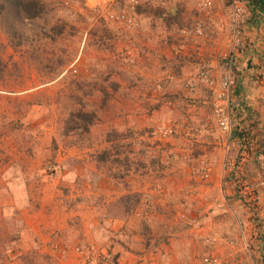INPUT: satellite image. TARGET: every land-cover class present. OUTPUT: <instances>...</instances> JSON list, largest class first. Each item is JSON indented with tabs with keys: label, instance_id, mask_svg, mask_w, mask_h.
Returning a JSON list of instances; mask_svg holds the SVG:
<instances>
[{
	"label": "rangeland",
	"instance_id": "rangeland-1",
	"mask_svg": "<svg viewBox=\"0 0 264 264\" xmlns=\"http://www.w3.org/2000/svg\"><path fill=\"white\" fill-rule=\"evenodd\" d=\"M43 2L47 3L45 17L15 24V36L9 37L0 26V60L5 63L0 79V264H69L65 262L71 251L60 258L62 252L55 251L53 246L75 245L56 241L54 237L60 235L51 231L50 224L45 225L51 221L50 216L64 207L62 212H73L70 227L78 229L77 211L83 213L105 204L110 199L107 191L120 194L132 179L136 186L137 177L149 178L160 164L164 166L160 171L165 174H179L176 186L183 199L175 205L168 201L170 191L164 186L171 176L167 174V178H161L165 182L152 188L150 207L143 204L132 216L134 228L138 225L141 234H134L130 227L112 229L106 221L103 227L96 222L95 234L100 233L101 238L96 244H83L84 248L105 254L107 243L112 245L121 239L131 251L141 247L153 252L160 246L169 252L171 231L175 238L184 239L175 248L183 253L176 258V264H191L184 255L189 250L194 263L198 260L197 264H202L205 257H216L228 264L209 251L216 240L227 238L218 230L203 238L202 244L208 245V249L203 248L196 255L199 247H193L202 226L208 221L225 220L233 234L236 232L241 239L250 238L252 242L247 244L251 249L261 247L264 252V186L260 184L264 180V163H258L255 152L249 154L232 137L236 128L249 124L245 112L237 117L230 106V130L226 132L220 129L214 113L218 107L225 108L218 97L220 80L231 72L235 79L231 101L242 84L239 95L254 98L258 109L259 126L252 134L264 138L260 115L264 110V37L253 32L257 24L252 22L255 20L250 13L240 24L241 43L230 70L225 59L232 45L230 0H217L208 10L199 7V0H137L134 8L129 0ZM139 5L141 14L137 12ZM123 9L135 17L137 29L111 20V14ZM157 9L172 19H156ZM197 28L202 31L199 36ZM169 36L175 39L170 41ZM115 66L118 71L112 75L120 84L116 89L108 81ZM201 72L207 74L211 85L198 80ZM191 79L192 86H188L186 82ZM110 95H115L116 102L117 98L119 103L129 102L121 104L126 110H120L119 103L113 100V111L105 106L102 100ZM135 103L140 109L133 106ZM127 108L134 109L130 114L137 113L138 131L130 138L125 135L124 143L119 142V148H115L120 163L100 162L98 156L102 154L113 158L112 147L117 143L108 139L117 140L129 134L125 131L129 126ZM80 112L92 115L87 131L86 124L77 116ZM140 129L144 131L140 133ZM126 152L132 154L130 163ZM161 158L162 163L153 161ZM90 171L99 173L94 181L80 178ZM115 176L128 180L124 184ZM76 180V190L71 192L67 187L69 193H75L70 195L65 186ZM205 188L213 194L206 193ZM226 188H230L229 195ZM94 189L100 190L95 196ZM131 193L139 195V207V192ZM142 209H146V218L140 217ZM36 211L42 215L38 221L44 218L40 228L45 230L43 235L48 242H38L26 227V222L32 220L29 216ZM102 214L106 219H115L120 212L116 209ZM161 220L165 227L159 225ZM161 233L165 241L157 238ZM144 236L149 238L146 246ZM144 254L148 257L146 250ZM72 258L78 264L75 254ZM110 260L108 257L105 262H95L116 263L115 257Z\"/></svg>",
	"mask_w": 264,
	"mask_h": 264
},
{
	"label": "crops",
	"instance_id": "crops-1",
	"mask_svg": "<svg viewBox=\"0 0 264 264\" xmlns=\"http://www.w3.org/2000/svg\"><path fill=\"white\" fill-rule=\"evenodd\" d=\"M215 1H217V0H215ZM140 5L137 8V12L139 14L142 13V11H141L142 6H140ZM157 18L160 19V21H163L161 16L156 15V19ZM255 18L260 20V21H257L256 19H255V21H252V22L257 24L256 25L253 23L254 26L256 25V28H254L253 32L255 34L260 32V36L264 37V13L260 16H256ZM164 24L167 25L166 23H164ZM167 35H171V33H167ZM171 36H169L170 41L173 40L171 38H174ZM262 40L264 41V38H262ZM117 71H118V68L115 66L112 68L111 74H110V72H108L110 74V77H108V81H109V83H112V86L114 89L119 88V85H120L117 83L116 78H114V76H113L114 74H117ZM112 73H113V75H112ZM95 75H97V74H95ZM219 80H220V78H219ZM123 95H125L126 97L130 96L129 94L124 93V92H123ZM110 96L111 97H109V96L105 97V99H103L102 101H104L105 106H108L109 109H112V111H113L114 107L110 104L111 103L110 101L113 100L114 102H116L115 98H114L115 95H110ZM145 98L149 100L148 94H146ZM117 99H118V101L116 103H119V98H117ZM239 102H245L247 105L252 106L254 108V110H256V112L258 111V109L255 108L256 101L254 100V98H253V100H250L249 97H246V96L241 97L240 95L238 97H235V100L232 99L231 110ZM121 104L129 105V102H127L126 100H123L118 104V106L120 107V110H126V109L121 108ZM133 106L138 107L137 103L133 104ZM148 108H150V107H148ZM138 109H140V108L138 107ZM127 111L128 112L125 115V117H127V120H129L128 121L129 126L126 128L125 131L129 134H123L117 140L116 139H113V140L108 139L109 142L114 143V141H116L115 143H117V144H115L112 147V148H114L111 151V156L113 158H110L109 155H107V159L105 161H108V162H110V161L116 162L117 161L118 163H120V161H122V160L120 158H118L117 156H115L116 151H117V150H115V148H119L120 143H124L123 139H125L127 135H128L127 137L130 138L131 134L135 135V131H138V129H137L138 128V122L136 120V118H137L136 114L137 113L134 115L130 114V113L135 112L134 109H132V110L128 109ZM260 115H261V120L264 121V110ZM130 117H133V119H130ZM143 131L144 130H141V129L139 130L140 133H142ZM132 141H133V139H132ZM130 142H131V140H130ZM127 143H129V142H127ZM126 155H127V163L132 162L130 160L132 154L126 152ZM99 156H98V159H99ZM99 160H100V162H103V160H101V159H99ZM153 161L154 162L160 161L162 163V158L157 159V160H153ZM162 167H164L162 164L159 165L158 170L156 167H154V170H153V172L150 173L149 178L144 179V178H140V176L137 177L138 179L135 180L136 186H133L134 180L132 179L131 182H129V185L122 188L123 191L120 193L121 195L131 193L133 190H137V192H139V194H140L142 204L139 207L135 208L134 213L132 215H129L127 217H122V218L119 216L117 217V215H116V216H114L115 219H112V218L106 219L107 216L105 214H102V213L104 211H107V212L111 211V209L115 211L116 209H113V207L111 208V204L116 202L119 198V195H120L114 191H111V192L107 191L110 199H108L105 204L103 203V204H101V206L96 205L97 206L96 208L91 207V209H88V210L84 211L83 213H81L80 211L76 212L77 215H79V217L77 218V222L79 224L78 229L77 228L73 229L70 227L72 220L71 219L69 220V217L71 215H73V212H68V213L62 212L64 209H66L64 207L61 208L63 210H60L59 212H55L54 215L50 216L51 221L50 220L47 221L45 223V225L49 226V224H50L51 231L57 232V234L60 235V236H58V238L56 236L54 237L56 239V241H63L64 240L66 242L69 241L68 243H71L73 245H77L76 243H78L79 245H82V246H83V244L84 245L85 244H87V245L96 244V241L100 240V238H101L100 233L95 234L96 222H98L97 226L103 227L102 225L106 221V224H109V225L112 224V226H113L112 229H115L114 227H119V230L120 229L122 230L124 228L130 227V228L134 229V232H135L134 234L138 235V232L141 234V230L138 229L139 228L138 225H137L138 228L137 227L134 228L135 218L132 216H134L136 214L135 212L137 209H139L142 206L144 207L143 204L147 203L146 204L147 208L150 207L149 206L150 205L149 200L151 197L150 195L153 192L152 188L157 189V187H156L157 183L165 182V181H161V178H164V179L167 178V174L171 176L170 181H168L167 185L164 186L165 189L167 188L166 191H170V193L167 192V195H169L167 197H169L168 201L171 204L175 205L179 200H182L184 197V196L180 195V189H178L176 186V183H178L176 181H177V178L179 179V174H177L176 171H173V172L170 171V172H167V174H165L163 171H160V169ZM215 172H216L215 174H217V178H218L219 174H220V167H217V169H215ZM70 173L75 174L74 172H70ZM82 175L83 176H80V178H83V179L89 180V181H91V180L94 181L95 177L99 176V173H93V171L92 172L90 171V173L86 174V172H85ZM85 177H89V179L85 178ZM115 177L118 178V180L124 184L128 180V179H125V180L122 179L121 176H120V178L118 176H115ZM125 177H128V176H125ZM141 177H147V176H141ZM215 179H216V177L213 178V181ZM76 182H77V180L75 182L73 181V183H70V184L68 183V186H65V189L67 190L69 188V190L71 192H72V190H76V189H74V183L76 184ZM92 184H93V182H92ZM225 184H230V183H225ZM191 185H193V184L191 183ZM184 188H187V187H184ZM205 189H206V193L213 194V192L210 189H208V188H205ZM229 189L230 188L225 189V192L227 195L230 194V192H228ZM86 190L89 191V193H91V194L93 193L90 191V189H86ZM96 190L94 189V194H93L94 196L97 194V192L100 191V190H97V191ZM68 193H69V191H68ZM76 194L78 195V193H76ZM82 194H83L82 197H84L86 193L83 192ZM70 195H75V193L74 194L71 193ZM79 209L83 210L84 208L82 206H79ZM145 210L146 209H142L140 217L146 218V211ZM98 216H100V217L98 218ZM29 217H30L29 219L32 218V220H29L26 222V227L28 228V230L33 233L34 237L37 239L38 242L40 239L42 242L43 241L48 242L49 241L48 237L46 238L43 235L44 234L43 232L45 230L40 228V225H41L40 223L43 222L44 218H42L41 221H38V217L39 218L42 217L41 213L36 211V214L33 213ZM101 217H104V218H101ZM140 217L138 216V218H140ZM97 219H99V220L101 219V221H99ZM138 220H139V222L141 221L140 219H138ZM213 220H214V218H213ZM163 221L164 220L159 221V223H160L159 225L162 227L164 226L163 223H165ZM208 222L209 223L205 227L204 226L201 227L203 230L200 229V232L204 233L203 236H200L201 233L198 232L196 237H194L196 239H195V242H193V245H194L193 247L198 245L199 250H200V251L198 250L197 252H195V254L197 253L196 255H199V252H202L203 248L208 249L207 247H209L208 245H207V247L203 246V244H202L203 238H208L212 232L218 230V231L222 232V235H226L227 238L224 237L223 240L222 239L216 240L217 244L214 245L213 247H209V251L211 250L212 252L217 253L218 255L223 257L225 260H227L228 264H264V252H263V250L261 249V247H257L256 249L255 248L251 249L248 245L249 242H252L249 240L250 238H248V239L242 238L241 239V238H239V235L236 234V232H234V234H233V231L230 228L231 225L229 227V224H226L225 220L222 222L221 221L220 222L208 221ZM237 222L240 224L238 219H237ZM52 227H54V228H52ZM108 229L109 228H106V230H108ZM171 229L172 228L170 227V230ZM173 230L175 232L176 228L174 227ZM129 232H132V231H129ZM169 234L172 235V237L170 239L168 238L169 243L167 241V243H168L167 245H169L171 247L169 252H167L164 247H163V249H161L160 246L158 247V249L156 248L153 252H151L149 250V248L148 249L145 248L146 252L148 253V257H146L145 256L146 254H144L145 250H141V247L136 251H131L129 248H127L128 247L127 242L125 240L120 239L118 242H115L112 245H111L112 242L109 244L107 243V245H106L107 252L106 253L109 255L108 257H109V259L111 258V260L113 259V257H115V259H116L115 264H176L175 263L176 258H181L183 253H181V252L178 253L177 250H175V248L178 244L182 245V243L184 242V239L175 238V234H172L171 231L169 232ZM162 236H163V233H161V236H159V237L157 236V238L163 239L165 241L166 238H161ZM144 237L146 238V240H144V243L146 246L149 242V238H148V236H144ZM52 242H53V240H52ZM195 243H196V245H195ZM232 244H234V246H232ZM95 246H92V247H95ZM63 255H65V253L59 254V256H61L60 258H62ZM184 255L186 257V260L189 263H191V264H197L198 263V260L195 261L196 263L193 262L194 256H193V253L191 252V250H189L188 253L184 254ZM72 257H73V254L70 252L67 256V258H68L67 262H65V263L75 264ZM185 257H183L182 259H184ZM174 258H175V261L173 260ZM76 260H77V257H76ZM111 260H110V262H111ZM151 260L153 261L152 263H150ZM161 260H165V261L162 263ZM77 263H78V261H77ZM110 264H112V263H110Z\"/></svg>",
	"mask_w": 264,
	"mask_h": 264
},
{
	"label": "trees",
	"instance_id": "trees-1",
	"mask_svg": "<svg viewBox=\"0 0 264 264\" xmlns=\"http://www.w3.org/2000/svg\"><path fill=\"white\" fill-rule=\"evenodd\" d=\"M243 1V0H242ZM247 2V8L254 20L256 16H260L264 13V0H244ZM47 14V3L43 0H0V26L5 30V33L9 36H15L13 34L16 30V25L25 22H33L35 20H41ZM155 15H159L165 21L172 19V16H165L162 9L155 10ZM12 31V32H10ZM5 63L0 60V79L3 75ZM242 84L238 85L235 94L238 97L242 91ZM235 114L239 117L241 112H245L246 121L249 124L244 125L242 128H236L232 137L238 139L242 143V148L245 149L249 154L255 152L256 161L264 163V138L258 133H254L256 127L259 126L258 113L250 105L245 102H239L233 107ZM78 118L86 124L84 131L88 130L89 125L92 123V115L88 113H78ZM244 118V119H245ZM88 124V125H87ZM252 134V136H251ZM250 137V138H249ZM99 159L106 160L107 155L102 154ZM140 201L139 195L135 193H128L121 196L118 200L111 204V208L119 210V217H127L132 215L135 208L138 206ZM112 210V209H111Z\"/></svg>",
	"mask_w": 264,
	"mask_h": 264
},
{
	"label": "built area",
	"instance_id": "built-area-1",
	"mask_svg": "<svg viewBox=\"0 0 264 264\" xmlns=\"http://www.w3.org/2000/svg\"><path fill=\"white\" fill-rule=\"evenodd\" d=\"M131 3L130 5L134 8L135 4H137V0H129ZM215 3V0H199V7L208 10L213 7ZM247 2L242 0H230V5L228 7V14L230 18V27L232 32V45L229 50V53L226 54L225 59L228 60L229 68L231 70V67L233 65L234 55L236 52H238V47L241 43V32H240V24L244 21L245 14H247ZM111 20L114 22H122L126 23L129 27L133 29H137L138 22L135 20L134 16H131L129 12L125 9H123L121 12L113 15L111 14ZM257 21H260L256 19ZM196 34L199 36L202 34L201 28L196 29ZM198 80L211 85L212 81L207 76L205 72H201L198 75ZM234 77L232 76V73L229 72L227 74H224L221 77L220 85H221V91L218 95L219 100L223 101L225 104V108H216L214 110L215 115L217 116V122L222 129L223 132L230 130V106H231V96H232V90L234 88L233 82ZM188 86H192V79L188 80L187 82ZM226 109V112H225ZM261 186H264V180L260 183ZM53 249L55 251H60L62 254L71 251L78 259V264H96V260L99 261H107L108 255L107 253L103 254L100 251H97L95 248H84L81 245L70 247L69 245H64L63 247H60L59 243L54 244ZM224 261L218 260L216 257H205L203 259L202 264H224Z\"/></svg>",
	"mask_w": 264,
	"mask_h": 264
},
{
	"label": "clouds",
	"instance_id": "clouds-1",
	"mask_svg": "<svg viewBox=\"0 0 264 264\" xmlns=\"http://www.w3.org/2000/svg\"><path fill=\"white\" fill-rule=\"evenodd\" d=\"M247 10H248V8H247ZM247 13H249V10L247 11Z\"/></svg>",
	"mask_w": 264,
	"mask_h": 264
}]
</instances>
